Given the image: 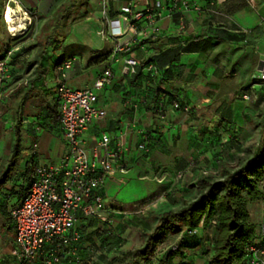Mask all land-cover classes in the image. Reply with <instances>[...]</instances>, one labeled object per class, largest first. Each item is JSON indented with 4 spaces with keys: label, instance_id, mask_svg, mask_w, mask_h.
Returning a JSON list of instances; mask_svg holds the SVG:
<instances>
[{
    "label": "crops",
    "instance_id": "crops-1",
    "mask_svg": "<svg viewBox=\"0 0 264 264\" xmlns=\"http://www.w3.org/2000/svg\"><path fill=\"white\" fill-rule=\"evenodd\" d=\"M129 1L108 0L109 20L114 21ZM141 1L169 4L170 0ZM189 1L191 6L196 4L210 8L211 12L200 15L185 13V32L182 35L176 32L179 16L168 18L163 13L157 24L160 33L155 41H140L123 50L115 64L109 63L114 40L109 36L111 28L104 25L101 19V0L80 2L84 12L68 26L75 30L72 39H64L56 46V50L50 47L44 51L42 45L38 51L31 39L21 43L24 45L23 50L10 60L14 73L3 87L1 108H5L10 101L11 109H7L5 115L10 121V134L14 132L17 121H20V138L24 133L31 140V145L22 167L19 168L18 163L19 170L0 189V255L4 254L6 263L18 264L11 255L15 246V230L9 212L20 204L24 196L32 166L57 163L65 153L58 122H53L49 113L57 105L55 87L59 80L56 67L63 60L73 59L72 69L65 80V84L72 89L89 87L110 65L111 78L97 93L96 101V106L105 111L107 117L102 122L91 124L83 138L86 147L91 148L101 133L115 134L127 129L125 142L128 153L125 159L128 168L138 174L140 181L147 174L151 175L153 179L159 178L157 180L161 182L156 184L160 188L165 177L173 178L193 164L197 167L209 164L218 168L216 159L229 164L234 160L238 162V169L264 143L260 93L249 102L242 101L236 95L252 85L256 65L264 55V0ZM68 4L69 0H59L50 7L52 15ZM121 28L126 34L120 41L131 39L132 33L127 30L125 22L121 21ZM99 32L105 33V41L95 42L96 36L100 38ZM217 32L220 33L219 41L214 37ZM183 42H191L187 50H183ZM128 58L138 63V78L122 74L123 60ZM148 64L157 70L154 77L145 71ZM158 90L169 96L171 101L199 108L184 115L168 107L165 119L159 120L152 112ZM142 133L147 135L145 144L148 151L145 154L137 151V145L143 140ZM217 139L220 141L214 143ZM228 153H232L231 158ZM2 155L0 146V176L9 158L5 156L3 159ZM113 178L107 180L101 190L103 200L113 199L122 184L121 180ZM171 186L166 189L169 193ZM173 188L183 201H187V193L195 190L182 185V182L177 187L173 184ZM149 195L150 199L153 192ZM181 198L174 201L178 202ZM104 206L110 222L105 229L112 227V231L108 230L109 239L103 229L94 232L100 226L95 219L81 220L77 225L82 239L74 247V252L82 264H108V259L111 261L119 256L125 247L123 239L131 219L129 211H121L113 203ZM262 221L264 218L260 223ZM260 223L256 227L257 234ZM7 250L8 255L5 253ZM190 252V249L186 250V253ZM59 254V264H71V250L60 248ZM186 259L187 263H196L192 256ZM30 264L42 262L37 260Z\"/></svg>",
    "mask_w": 264,
    "mask_h": 264
},
{
    "label": "built area",
    "instance_id": "built-area-1",
    "mask_svg": "<svg viewBox=\"0 0 264 264\" xmlns=\"http://www.w3.org/2000/svg\"><path fill=\"white\" fill-rule=\"evenodd\" d=\"M101 19L104 25L111 28L110 38L114 40L111 51L110 65L119 61L118 55L140 41L153 43L160 33L159 20L166 13L167 17L179 16L177 34L185 32V13L194 12L198 15L211 12L196 4L190 5L189 0H170L166 2L142 3L141 0H130L110 21L107 14L108 0H101ZM9 3L6 9H8ZM121 21L127 24L132 37L120 41L126 32L121 28ZM101 40H106L104 32H99ZM15 45V46H14ZM4 48L0 57V107L3 87L14 73L10 65L11 58L23 50L22 44H14ZM187 42L181 44L186 47ZM73 59L63 60L56 67L59 83L55 87V99L58 106V126L65 145V153L54 164L34 165L27 180V190L20 204L9 212L15 230V246L11 253L18 264H30L41 260L42 264H59L60 248L71 250V264H82L74 252L80 242L77 225L81 220L95 219L104 225L110 224L106 217V208L101 190L107 180L124 175L128 170L126 154L128 147L125 142L127 129L115 134L101 133L91 148H87L84 134L93 123L106 119L105 111L96 106L97 93L101 91L111 78L110 65L84 89H72L65 84L68 73L72 69ZM138 63L128 58L123 60L122 74L136 76ZM145 71L156 75V68L149 64ZM24 85H26L24 83ZM260 93V104L264 105V55L256 65L252 76V85L239 93L242 101L249 102ZM170 110L184 115L199 108L179 101H173ZM167 110L160 106L155 110L159 120H164ZM146 134L142 133L139 153H147ZM35 147V146H34ZM204 176L205 172L202 173ZM182 178L178 173L176 180ZM158 183L161 181L157 180ZM196 231L182 230L179 238L191 236ZM50 251H47V250ZM246 264H264V221L258 228L255 239L245 246Z\"/></svg>",
    "mask_w": 264,
    "mask_h": 264
},
{
    "label": "trees",
    "instance_id": "trees-1",
    "mask_svg": "<svg viewBox=\"0 0 264 264\" xmlns=\"http://www.w3.org/2000/svg\"><path fill=\"white\" fill-rule=\"evenodd\" d=\"M82 1L86 0H70V4L54 14L44 39V51L52 47L53 44L60 45L63 42L64 38H61L62 32L74 20V18L71 19L72 8ZM80 6L82 7L83 5L81 4ZM77 17H81V15L78 14ZM219 35V32L214 35L218 41L220 40ZM17 42L18 40L14 41L13 44ZM11 43L12 40L7 43V47L12 46ZM190 44L191 42L183 50H187ZM54 49L56 50V46ZM1 52L2 50H0V55ZM90 53L98 54L101 52ZM137 72L138 74L133 76V78L140 76V72L138 70ZM150 76L154 77L151 74ZM159 93L158 90L156 93L157 98L152 106L154 114L155 110L160 106L167 110L173 102L166 94ZM57 108V105H54L49 110L53 122H58ZM146 137L147 135L145 140ZM14 138L15 144L12 156L7 163L5 171L0 176V189L18 169L20 121H17L14 127ZM219 141L220 139H217L214 143ZM215 162L220 169V179L209 182L200 178L195 185L189 186L190 188H195L198 193L195 200L183 202L175 211H165L155 216V226L152 232L143 234L145 239L141 247L125 253L123 256L127 261L125 264H174L173 262L176 260H182V262L175 264H190L183 262L186 259V250L190 248L186 240L198 236L202 230L207 229L211 225L217 229V238L208 246L210 247V256L207 264H246L245 246L257 237V226L254 227L250 221L247 204L264 195V192L260 189V183L264 180V143L259 145L253 157L237 170L230 171L221 159H216ZM151 213L152 211H147L146 215H144V212L141 213L142 218L149 220L150 216H152L150 215ZM182 230L196 231V233L191 236H184L161 254L157 252L158 247L163 245L169 236L175 235L179 237ZM108 233V231L105 232V235L108 236L107 239L110 237ZM81 239L80 234V242Z\"/></svg>",
    "mask_w": 264,
    "mask_h": 264
},
{
    "label": "rangeland",
    "instance_id": "rangeland-1",
    "mask_svg": "<svg viewBox=\"0 0 264 264\" xmlns=\"http://www.w3.org/2000/svg\"><path fill=\"white\" fill-rule=\"evenodd\" d=\"M58 1L59 0H0V50L6 48L7 43L10 40H12L11 44L13 46L14 41L24 38L21 41L19 40L20 42L17 44H21L26 39H31L32 42L35 44V47H38V49L36 48V50L39 51V47L44 44V39L47 35L49 23L51 21L50 17L53 16L50 7H52V5H55V3H57ZM48 2H50L49 5ZM8 3L9 7L21 13H19V16H21V19H24L25 25L23 26V30H21V27L17 25V21L12 20L13 22H10L8 19H6V8L8 6ZM83 12L84 6L81 7L79 4H76L74 8H72L71 19L77 17V15L80 13L82 15ZM10 23L13 24L10 25ZM74 31L75 30L73 27H68L62 32L61 38H64L69 41L70 39H72ZM94 40L95 42H103V40L101 41L100 38H98L97 36ZM22 46L24 45L22 44ZM55 46L57 45L53 44V49L55 48ZM49 52L51 53V50H49ZM19 61L17 60V62ZM239 93L240 92H237L236 95H239ZM10 104L11 103L9 101V104L6 105L5 108L2 109L0 107V146L2 148L3 153L2 158L5 159V156L9 157L6 162V166L12 156V151L15 144L14 132L12 131V133L10 134L9 131L10 121H8V117H5V115L7 114V109H11ZM259 109L261 110L260 112L264 114V105L260 104ZM20 139V154L18 160V163L20 164L19 168H21L22 164H24V159L27 157L28 154L27 150L30 148L31 145V140H29L24 135V133L21 134ZM228 154L229 158H231L232 153ZM224 163L226 168H228L230 171L237 170L238 162L233 160L231 164H229L227 161L224 160ZM219 170V167L213 168L209 164H206L204 166L199 165V167H197L196 164H193L191 165V168L181 172L182 178L179 180H176L177 174L173 178L165 177V180L162 182V187L160 188L157 187L159 185L156 184L157 179L159 178L153 179L151 175L147 174L146 177L140 181L138 179V174L134 170L131 171L129 168L126 174L114 176L113 179L121 180L122 184L118 188L117 192H115V195L112 197L113 199L104 200V204L108 206L113 203V205L120 207L122 209L121 211H129L128 215L131 219L129 221L123 239V245H125L124 249L122 250L119 256L115 257L114 259H111V261L110 259H108V264H125L127 261L126 259H124L123 256L126 252L141 247L145 239L143 234L146 232H152L153 227L155 226V216L162 214L165 211H175L180 207V205H182L183 202H190L198 196L196 189H193V191L187 193V196L185 197L187 201H183L181 197H178V195H176V193L178 194L179 192H174L173 184L174 187H177V184L180 182H182V185L184 186H193L197 183L200 178L206 179L209 182H214L220 179ZM203 172L206 173L205 176L202 174ZM167 186H171V193L166 190ZM260 189L262 192H264V180H262L260 183ZM151 192H153V197L151 196L149 199L148 197L150 196L149 194ZM147 198L149 199V201L146 202ZM177 198H181V200H179L178 202L174 201ZM247 210L249 213L250 221L252 222L254 227H256L260 223L262 218H264V195H262L261 198L253 202H248ZM147 211H152V213L150 214L152 216H150L149 220L143 219L141 214L144 212V215H146ZM96 222L100 226H95L97 228L94 230V232H96V230L98 231L102 229L104 233L109 229L112 231L111 226L105 229L106 227L104 228V226L106 225L103 226V224L99 221ZM114 228H116L115 232H117V226H115ZM125 228L126 227H124V230ZM11 237H13L12 233ZM216 238L217 229L215 226L211 225L207 229L202 230L198 234V236L186 240V243L190 247L189 249L191 251L190 254L186 253V257L192 256L196 261V263L193 262L194 264L209 263L210 247L208 246L212 244L216 240ZM179 239L180 238L175 235L169 236L166 239L165 243L158 247L157 252L160 254L163 253L166 249L176 244ZM5 253L6 255H8L9 251L7 250V252ZM5 258L6 257H4V254L0 255V264H8L6 263ZM179 262H182V260H176L173 263L175 264ZM183 262L187 263V259H184Z\"/></svg>",
    "mask_w": 264,
    "mask_h": 264
},
{
    "label": "bare ground",
    "instance_id": "bare-ground-1",
    "mask_svg": "<svg viewBox=\"0 0 264 264\" xmlns=\"http://www.w3.org/2000/svg\"><path fill=\"white\" fill-rule=\"evenodd\" d=\"M20 12L19 11H16L15 9L11 8V7H8L7 11H6V14H7V17L6 19H8L10 22H13L12 20L14 21H17V25L21 27V30H23V26L24 25V19H21V16H19ZM13 24V23H10V25ZM15 24V23H14ZM14 26V25H13ZM13 28V27H12ZM19 29V28H18ZM20 30V29H19Z\"/></svg>",
    "mask_w": 264,
    "mask_h": 264
}]
</instances>
